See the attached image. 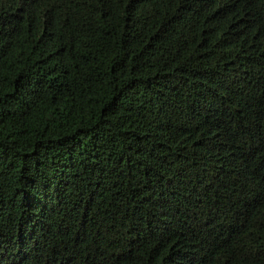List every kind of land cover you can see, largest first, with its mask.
Returning <instances> with one entry per match:
<instances>
[{
	"label": "trees",
	"instance_id": "trees-1",
	"mask_svg": "<svg viewBox=\"0 0 264 264\" xmlns=\"http://www.w3.org/2000/svg\"><path fill=\"white\" fill-rule=\"evenodd\" d=\"M0 264H264V0H0Z\"/></svg>",
	"mask_w": 264,
	"mask_h": 264
}]
</instances>
